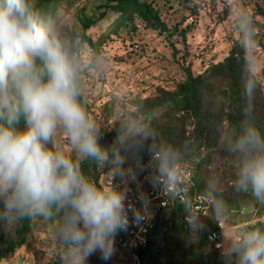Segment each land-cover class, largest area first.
I'll return each mask as SVG.
<instances>
[{
  "label": "clouds",
  "instance_id": "obj_1",
  "mask_svg": "<svg viewBox=\"0 0 264 264\" xmlns=\"http://www.w3.org/2000/svg\"><path fill=\"white\" fill-rule=\"evenodd\" d=\"M240 29L252 72L257 61L250 53L256 42L246 18H241ZM253 86L252 80L245 85L248 91ZM81 95L77 66L53 23L31 0H0V223L55 211L56 235L75 264H87L96 253L108 261L116 250V235L129 226V214L134 223L148 214L143 194L137 208L128 200L127 188L98 184L82 172L80 161L85 159L100 166L112 163L115 172L121 157L113 150L110 159ZM58 132L78 159L49 146ZM148 135L143 124L129 118L117 142H138ZM229 148L238 156L235 186L264 202V136L243 120ZM178 154L172 147L159 154V172L168 184L176 181ZM185 221L193 232L203 228L194 214ZM223 259L225 264H264V229L239 231Z\"/></svg>",
  "mask_w": 264,
  "mask_h": 264
},
{
  "label": "trees",
  "instance_id": "obj_2",
  "mask_svg": "<svg viewBox=\"0 0 264 264\" xmlns=\"http://www.w3.org/2000/svg\"><path fill=\"white\" fill-rule=\"evenodd\" d=\"M76 1L31 0L32 6L50 21L60 9L72 7ZM99 9L103 11H99L97 17L83 15L78 19L81 41L95 51L96 43L86 32L104 19L108 11L118 14L119 26H129L134 19H139L146 28L165 35L172 48L174 43L171 38L174 35H179L182 42L186 43L190 25L181 29L176 26L169 28L152 1L106 0ZM257 13L264 17V5L257 7ZM76 37L72 29L67 34L65 44L72 59L78 51ZM77 69L82 89L79 99L91 115L92 107L84 89L85 73L83 69ZM182 69L184 76L175 83L174 88L156 86L146 96L137 94L128 102L133 111H127V115H122L109 130L99 129L100 143L110 150V159L113 150L121 157V163L115 172L113 169L116 165L106 162L104 166H100L91 159L81 160L80 167L88 178L98 184H101L102 175L112 173L113 184L127 188V195H134L138 190L144 195V188L147 187V191L161 176L160 152L167 147L176 149L179 154L175 165H181L190 171L192 184L186 203L170 204L166 244L159 252L155 264H225L224 252L215 248V244L209 239L212 233L222 235L223 226L220 224L232 227L247 222L250 218L254 224H249L247 230L264 229V202L235 186L238 156L229 148L233 135L243 120L251 122L264 136V92L261 83L248 70L246 50L238 40L233 41L228 55L222 61L211 64L203 73L194 74L190 67L182 66ZM248 80L254 82L251 91L245 87ZM142 117H148L143 125L149 130V135L138 142L126 139L118 144L117 137L126 121ZM49 146L52 147L51 144ZM124 169L127 174L123 173ZM121 176L128 178L122 181ZM198 197L207 206L208 214L199 220L203 228L193 232L186 226L184 218L190 214L191 207L196 204L194 200ZM259 205L262 210L251 217L247 209ZM33 218L34 216L10 224L0 223V261L10 258L26 243L32 231ZM46 218L53 231H56L58 214L53 211ZM62 254L68 255L64 244L56 255V260L47 264H60ZM90 257L87 264H111L101 260L99 255Z\"/></svg>",
  "mask_w": 264,
  "mask_h": 264
},
{
  "label": "rangeland",
  "instance_id": "obj_3",
  "mask_svg": "<svg viewBox=\"0 0 264 264\" xmlns=\"http://www.w3.org/2000/svg\"><path fill=\"white\" fill-rule=\"evenodd\" d=\"M148 1L153 2L169 28L176 26L181 29L190 25L186 43L179 35H174L171 38L174 43L172 48L165 35L146 28L139 19H134L129 26H119L118 14L108 11L104 19L86 32L96 43L95 51L81 41L78 19L83 15L97 17L99 11H103L99 6L105 4L106 0H77L74 6L60 9L51 20L65 44L69 31L73 29L77 35L78 51L73 55V62L84 70V89L92 107L90 116L98 129L109 130L122 115H127V111H133L128 102L137 94L146 96L156 86L174 88L175 83L184 76L182 66L190 67L194 74H201L211 64L222 61L228 55L233 41L238 40L244 46L240 29L242 17L248 20L254 33L256 46L250 54L255 56L257 67L252 73L264 92V17L257 13V7L264 5L262 0ZM245 50L248 58L249 52ZM146 119L148 117H142L138 121L143 124ZM51 145L68 151L74 159H78L64 141L62 132L57 133ZM124 170L123 173L127 174V170ZM127 178L120 177L122 181ZM247 210L253 217L262 209L259 205ZM249 224H254L250 218L232 227L220 225L223 226L221 251L224 252L239 231L247 230ZM32 225L26 243L0 264H47L56 260L63 243L48 219L35 215ZM131 245L132 242L121 248L115 245L116 250L108 261L111 264H137L135 255L129 251ZM61 256L60 264H75L69 254Z\"/></svg>",
  "mask_w": 264,
  "mask_h": 264
},
{
  "label": "built area",
  "instance_id": "obj_4",
  "mask_svg": "<svg viewBox=\"0 0 264 264\" xmlns=\"http://www.w3.org/2000/svg\"><path fill=\"white\" fill-rule=\"evenodd\" d=\"M176 170V181L174 184H168L167 180L163 176H159L150 187L145 190L144 197L148 200L147 216L140 223H134L132 221L131 214H129V226L126 231L119 232L115 237V245L118 247L128 246L131 242L133 245L130 246V252L135 253L136 249L142 247L145 243V238L149 230L152 228V223L156 212L160 209L170 207L172 202H178L184 204L187 202L191 182V173L185 170L181 165H175ZM111 182L113 184V176L102 175L101 184H106ZM114 185V184H113ZM141 190L134 195H128V200L135 204L137 208L140 207L139 196L141 195ZM194 201V204L190 209V214H194L198 220L204 219L208 212L207 206L202 204L201 199L198 197ZM171 209V207H170ZM184 222L187 225L185 218ZM222 225V224H220ZM211 242L215 244V248H221L222 235L212 233L209 235Z\"/></svg>",
  "mask_w": 264,
  "mask_h": 264
},
{
  "label": "water",
  "instance_id": "obj_5",
  "mask_svg": "<svg viewBox=\"0 0 264 264\" xmlns=\"http://www.w3.org/2000/svg\"><path fill=\"white\" fill-rule=\"evenodd\" d=\"M170 207L160 209L156 212L152 228L146 235L145 243L136 249L134 255L137 264H155L159 252L165 247V233L169 229Z\"/></svg>",
  "mask_w": 264,
  "mask_h": 264
}]
</instances>
